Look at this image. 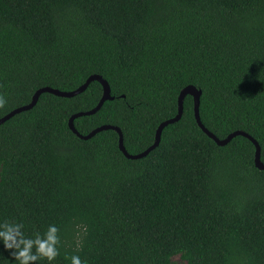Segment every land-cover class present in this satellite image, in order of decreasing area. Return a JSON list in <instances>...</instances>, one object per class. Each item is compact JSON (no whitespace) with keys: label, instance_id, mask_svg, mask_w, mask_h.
Instances as JSON below:
<instances>
[{"label":"trees","instance_id":"16d2710c","mask_svg":"<svg viewBox=\"0 0 264 264\" xmlns=\"http://www.w3.org/2000/svg\"><path fill=\"white\" fill-rule=\"evenodd\" d=\"M94 74L114 100L75 120L82 135L116 126L127 151L142 153L194 85L206 128L219 139L248 133L264 162V0H0V119L40 88L73 91ZM103 92L94 81L72 98L43 93L0 125V220L23 221L27 235L57 225L52 264L73 254L88 264H264L253 142L219 146L188 95L160 145L128 159L115 130L83 140L70 129Z\"/></svg>","mask_w":264,"mask_h":264},{"label":"water","instance_id":"95a60500","mask_svg":"<svg viewBox=\"0 0 264 264\" xmlns=\"http://www.w3.org/2000/svg\"><path fill=\"white\" fill-rule=\"evenodd\" d=\"M94 81H98L103 86L104 92H103V97H102L101 101L99 102V104L94 109H92L90 111L79 112V113L74 114L70 118V121H69L70 129L79 138H81L83 140H89L102 131L115 130L119 134L120 150L123 152V154L128 159L136 160V159H141V158L147 157L152 151H154L160 145L163 130L168 125L174 124V123L179 122L181 120V118L183 116V112H184L185 98L188 95H190L194 99L195 118H196V121H197L199 127L211 139H213L219 146H225V145L229 144L237 136H244V137L248 138L256 146L255 165L259 170H264V162L261 159L260 145L251 135H249L248 133H246L244 131H235V132L231 133L230 135H228L225 139H219L214 133H212L208 128H206V126L203 124V122L201 120V115H200V104H201L202 90L198 89L194 85H188L184 89H182V91L180 92L179 98H178V114L174 118L166 120L160 124V126L158 127L157 132H156V138H155L154 144L152 146H150L144 152L139 153V154H135V155L130 154L127 151L125 144H124V136H123V133L119 127L112 126V125H103V126H100L96 129H94L92 132H90L87 135H82L77 130V128L75 126V120L77 118L83 117V116L94 115L95 113H97L102 108V106L104 105L105 102H107L109 100H114V97L111 94V88H110L109 83L102 76H99L96 74L90 76L84 84H82L80 87H78L77 89H75L73 91H68V92L60 91L58 89H54V88H50V87H44V88L38 89L35 92V94L32 98V101L29 104L22 106V107H19L15 110L11 111L10 113L5 115L4 117H2L0 119V125L4 124L5 122H7L8 120H10L15 115H17L21 112L29 111V110L33 109L37 105L39 98L43 93H51V94H54V95L59 96V97L72 98V97H75L77 95L84 93L89 88L90 84Z\"/></svg>","mask_w":264,"mask_h":264},{"label":"clouds","instance_id":"9594fccd","mask_svg":"<svg viewBox=\"0 0 264 264\" xmlns=\"http://www.w3.org/2000/svg\"><path fill=\"white\" fill-rule=\"evenodd\" d=\"M0 95V105L5 103ZM23 221L15 219L0 220V245L8 252L11 258L8 264H41L46 261L52 264L60 254V229L55 224H49L45 231L35 232L32 235L25 233ZM3 256V253H0ZM8 258L0 260V264H6ZM70 264H88L78 254H73Z\"/></svg>","mask_w":264,"mask_h":264},{"label":"rangeland","instance_id":"374dc122","mask_svg":"<svg viewBox=\"0 0 264 264\" xmlns=\"http://www.w3.org/2000/svg\"><path fill=\"white\" fill-rule=\"evenodd\" d=\"M175 264H185L184 260H182L179 256L174 259Z\"/></svg>","mask_w":264,"mask_h":264}]
</instances>
